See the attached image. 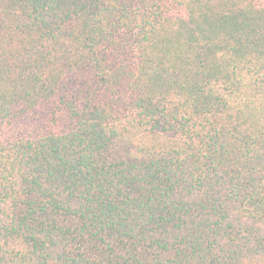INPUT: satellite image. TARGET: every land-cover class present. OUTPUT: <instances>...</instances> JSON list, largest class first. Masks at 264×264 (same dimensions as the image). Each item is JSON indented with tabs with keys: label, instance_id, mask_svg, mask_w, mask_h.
Segmentation results:
<instances>
[{
	"label": "trees",
	"instance_id": "trees-1",
	"mask_svg": "<svg viewBox=\"0 0 264 264\" xmlns=\"http://www.w3.org/2000/svg\"><path fill=\"white\" fill-rule=\"evenodd\" d=\"M0 264H264V0H0Z\"/></svg>",
	"mask_w": 264,
	"mask_h": 264
},
{
	"label": "rangeland",
	"instance_id": "rangeland-1",
	"mask_svg": "<svg viewBox=\"0 0 264 264\" xmlns=\"http://www.w3.org/2000/svg\"><path fill=\"white\" fill-rule=\"evenodd\" d=\"M137 137L135 138V146H136V151H140V147L142 145L138 144V140L141 139V140H146L148 146H152V145H159L162 144V143H166L168 142V139L165 138L164 136L162 135H148L146 133H139L136 135ZM125 154H127V151H124ZM142 154V153H141Z\"/></svg>",
	"mask_w": 264,
	"mask_h": 264
}]
</instances>
